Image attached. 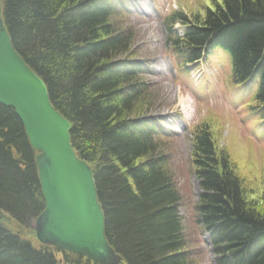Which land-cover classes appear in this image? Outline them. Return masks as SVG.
Here are the masks:
<instances>
[{
  "label": "trees",
  "instance_id": "trees-1",
  "mask_svg": "<svg viewBox=\"0 0 264 264\" xmlns=\"http://www.w3.org/2000/svg\"><path fill=\"white\" fill-rule=\"evenodd\" d=\"M1 6L13 48L43 80L51 104L71 124L77 157L93 171L109 245L124 264H192L180 193L160 143L167 136L146 120L149 65L136 59L125 1L1 0ZM165 25L180 66L220 56L233 86L257 84L247 109L264 130V0H214L203 15L174 12ZM213 134L205 123L191 133L202 191L196 223L210 233L216 264H264V215L247 201ZM37 154L15 111L0 104V264H92L22 234L30 230L35 238L33 225L45 210Z\"/></svg>",
  "mask_w": 264,
  "mask_h": 264
},
{
  "label": "rangeland",
  "instance_id": "rangeland-1",
  "mask_svg": "<svg viewBox=\"0 0 264 264\" xmlns=\"http://www.w3.org/2000/svg\"><path fill=\"white\" fill-rule=\"evenodd\" d=\"M124 1L131 15L127 26L134 29L136 59L149 65L150 76L145 79L152 91L146 120L157 123L167 136L160 143L169 153L174 183L181 197L185 250L191 252L192 264H215L209 236L196 223L201 189L193 172L191 133L204 123L212 129L217 149L228 153L244 183L247 201L264 215V135L263 139L257 138L260 130L245 109L257 84H251L250 92L246 87L248 93L243 86L233 87L221 57L195 71L189 70V75L175 67L167 50L163 20L175 11L203 15L214 0ZM176 29L180 30V26ZM11 224L15 229V224ZM28 231L24 229L22 234L26 233V239L39 246L36 235L33 238Z\"/></svg>",
  "mask_w": 264,
  "mask_h": 264
},
{
  "label": "water",
  "instance_id": "water-1",
  "mask_svg": "<svg viewBox=\"0 0 264 264\" xmlns=\"http://www.w3.org/2000/svg\"><path fill=\"white\" fill-rule=\"evenodd\" d=\"M0 104L13 109L34 150L46 210L34 230L44 245L94 264H122L105 237L91 168L70 142V123L52 106L43 80L12 46L0 3Z\"/></svg>",
  "mask_w": 264,
  "mask_h": 264
},
{
  "label": "bare ground",
  "instance_id": "bare-ground-1",
  "mask_svg": "<svg viewBox=\"0 0 264 264\" xmlns=\"http://www.w3.org/2000/svg\"><path fill=\"white\" fill-rule=\"evenodd\" d=\"M222 58V60H223V57H221ZM225 59H227V58H225ZM227 63H228V61H227ZM227 63L225 62V64H226V66H227ZM258 79H259V77H258ZM30 143V142H29ZM30 145H31V143H30ZM32 147V146H31ZM32 149H33V147H32ZM34 150V149H33ZM35 152H37L36 150H34ZM38 154H37V156L39 155V152H37ZM37 156H36V159H37ZM36 164H37V161H36ZM37 170H38V175H39V169H38V166H37ZM39 180H40V178H39ZM41 184V183H40ZM45 210H46V205H45ZM44 210V211H45ZM103 211V210H102ZM44 213V212H43ZM42 213V214H43ZM41 214V215H42ZM103 214H104V212H103ZM105 217V216H104ZM105 225H106V222H105ZM105 231H106V226H105ZM105 237H106V234H105ZM106 240H107V238H106ZM108 242V241H107ZM109 244V243H108ZM114 250V249H113ZM115 251V250H114ZM115 253H116V251H115ZM117 254V253H116ZM118 255V254H117ZM118 256H120V255H118ZM121 257V256H120ZM121 259H122V257H121ZM122 264H124L123 263V259H122Z\"/></svg>",
  "mask_w": 264,
  "mask_h": 264
}]
</instances>
